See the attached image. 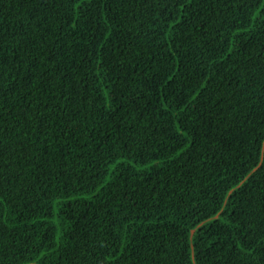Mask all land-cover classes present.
I'll return each mask as SVG.
<instances>
[{
	"label": "trees",
	"instance_id": "obj_1",
	"mask_svg": "<svg viewBox=\"0 0 264 264\" xmlns=\"http://www.w3.org/2000/svg\"><path fill=\"white\" fill-rule=\"evenodd\" d=\"M0 264H264V0H0Z\"/></svg>",
	"mask_w": 264,
	"mask_h": 264
}]
</instances>
